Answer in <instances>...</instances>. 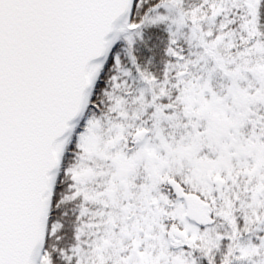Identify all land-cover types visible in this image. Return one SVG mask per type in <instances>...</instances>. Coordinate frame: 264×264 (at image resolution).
<instances>
[{"label": "snow or ice", "instance_id": "6c2138e0", "mask_svg": "<svg viewBox=\"0 0 264 264\" xmlns=\"http://www.w3.org/2000/svg\"><path fill=\"white\" fill-rule=\"evenodd\" d=\"M0 264H264V0H0Z\"/></svg>", "mask_w": 264, "mask_h": 264}]
</instances>
